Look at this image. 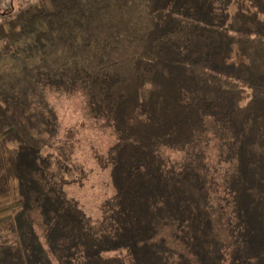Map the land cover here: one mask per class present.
I'll list each match as a JSON object with an SVG mask.
<instances>
[{"label":"trees","instance_id":"obj_1","mask_svg":"<svg viewBox=\"0 0 264 264\" xmlns=\"http://www.w3.org/2000/svg\"><path fill=\"white\" fill-rule=\"evenodd\" d=\"M47 87L81 91L116 133L98 223L45 151ZM211 143L230 165L219 204ZM12 194L0 264H264V0H41L1 23L0 198Z\"/></svg>","mask_w":264,"mask_h":264},{"label":"rangeland","instance_id":"obj_2","mask_svg":"<svg viewBox=\"0 0 264 264\" xmlns=\"http://www.w3.org/2000/svg\"><path fill=\"white\" fill-rule=\"evenodd\" d=\"M40 1L0 0V24L8 26L11 17L18 11ZM7 44L2 42L1 46L5 53L9 51ZM44 93L45 99L58 115V132L49 140L45 151L64 157L71 167L70 173L58 174L56 180L67 196L78 202L90 220L98 223L103 215L104 202L114 198L116 194L110 159L116 133L109 122L91 113L87 98L81 91L68 94L54 87H47ZM220 148L216 143H211L206 150L207 161L211 166L212 188L218 204L228 200L224 186L225 176L227 178L230 168V165L226 167V163H221L223 153ZM163 154L168 163L180 160L183 155L171 150H164ZM19 206L17 194L0 198V226L11 219ZM34 217L37 230L44 238L43 223L38 211L34 212Z\"/></svg>","mask_w":264,"mask_h":264}]
</instances>
